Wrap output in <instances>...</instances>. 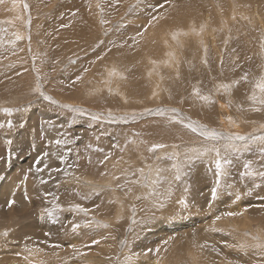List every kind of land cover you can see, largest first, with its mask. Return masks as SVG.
<instances>
[{
	"label": "rangeland",
	"instance_id": "obj_1",
	"mask_svg": "<svg viewBox=\"0 0 264 264\" xmlns=\"http://www.w3.org/2000/svg\"><path fill=\"white\" fill-rule=\"evenodd\" d=\"M163 2L5 0L0 5V110H14L12 117L0 111V123L12 119L14 124H24L23 128L17 126L11 131L6 127L0 129V264H127L124 258L129 249L121 241L127 242L132 252L139 253L131 264H156L157 260L159 264H253L254 250L244 252L238 246L254 243V236L264 241V209L255 206L262 203L258 194L264 195V182L259 177H241L240 173L249 160L254 162L253 169L259 167L261 142L253 143L251 151L230 157L232 163L225 166L217 199L209 209L211 190L216 186L214 153L186 161L184 153L194 157L188 150L197 147L200 139L181 125L169 123L168 117L174 113L157 116L148 115L145 110L175 108L183 116L227 134H264V106L253 105L249 100L255 80L264 72V0H172L175 7L166 4L159 10L166 19L149 26L150 14L156 13L148 5ZM102 19L108 23L102 25ZM170 21L175 22L172 28ZM158 23L169 30L184 31L203 24L205 31L200 36L179 38L177 68L156 57L148 75L145 69L149 60L144 53L150 50L145 48L147 41L143 42L156 35L150 29L157 28ZM145 27L144 36H136ZM17 34L22 39L16 40ZM100 41L103 43L97 48ZM212 41L216 42L214 46ZM236 52L238 56L234 55ZM97 56L103 59L97 60ZM117 56L120 57L116 59ZM108 58L116 59L115 68L123 78L110 79L107 74L105 87L101 65ZM93 60L95 64L91 63ZM84 68L90 70L85 73ZM155 70L159 73L158 81L165 83L161 90L152 82ZM245 73L248 81H241L230 94L215 92L216 85L240 80ZM78 76L82 79L76 80ZM38 83L40 91L35 90ZM117 86L118 90H113ZM194 86L204 94L211 91L217 102L208 106L193 97ZM40 92L55 103L45 101ZM256 95L259 97L260 93L256 91ZM229 99L231 106L221 107ZM61 105L79 107L90 114L98 112L102 119L92 121L88 115L79 116ZM253 107L261 111H252ZM109 112L117 118L127 117V122L109 123ZM228 117L232 123L227 122ZM59 134L70 141L67 164L60 165L55 157H50L48 163L63 168V172L53 173L45 185H40L33 173H28V180L21 183L35 158L48 150L45 145ZM153 144L168 147L150 153L148 148ZM175 145H179V160L158 159L171 155L168 152L176 149ZM160 152L165 155L160 156ZM106 155L109 158L104 160ZM178 161L182 162L181 180L169 185L167 181L175 174L172 164ZM155 164H162V169L167 170L162 173L166 182L155 185L166 197L163 207L157 206L158 197L149 195V172L142 178L137 171H147ZM43 175L47 178V173ZM75 176L82 181L75 180ZM114 176L121 179H113ZM5 180L15 184L16 194L19 193L12 208L7 207V202L14 198L6 197L2 188ZM129 180L139 183L126 184ZM119 184L131 188V193L117 188ZM247 191L253 195L244 196ZM25 192L28 200L24 198ZM43 192L59 197L57 203L63 210L56 212L57 223L50 222L45 212L53 208V197L49 196L46 202ZM237 193L241 200L233 203ZM138 196L141 198L137 199ZM180 199L186 201L187 208L178 203ZM75 205L87 209V213L72 210ZM245 206H249L248 211L242 216L225 217L212 224L216 215L242 211ZM74 223L80 225L75 232ZM5 231L7 237L2 235ZM169 237L175 239L163 245ZM223 242L233 247H226ZM52 244L61 247L52 248ZM200 244L209 247L201 249ZM73 246L87 254L77 255ZM157 246L161 247L158 255H143L146 249L155 250ZM193 254L199 258L195 263Z\"/></svg>",
	"mask_w": 264,
	"mask_h": 264
},
{
	"label": "snow or ice",
	"instance_id": "obj_2",
	"mask_svg": "<svg viewBox=\"0 0 264 264\" xmlns=\"http://www.w3.org/2000/svg\"><path fill=\"white\" fill-rule=\"evenodd\" d=\"M5 0H0V5L4 4ZM118 3V0H113V4ZM141 3V0H137V4ZM171 5L175 7V5L172 3V0H164L163 3H160L159 5H148L152 9V13L156 14H150L151 18L148 21V25L151 26L153 25V22L161 20V19H166V15L161 13L159 10L164 9L165 5ZM27 5H24L25 10H27ZM90 7V6H89ZM100 4L97 3V8H100ZM135 7V5L133 6ZM131 10V9H130ZM72 15H76L75 12L72 13ZM235 19V17H233ZM100 23L106 24L108 21L106 20H101ZM63 27H67V25H63ZM120 27H124V25H121ZM6 31V29H5ZM147 31V28L141 32H138L136 36L143 37L144 33ZM205 31V25H200L199 29L196 28L195 25H192L190 27L189 31H184L183 29H176V30H171L168 33V36L170 37L171 41L176 42L177 44L180 43L179 38L180 37H187L189 35H195V36H200L202 33ZM107 34V33H105ZM22 37L20 35H16V40H20ZM133 41L135 43H139L138 40H136V37H132ZM103 41H100L96 47H100V44H102ZM165 43L167 44L168 41L166 40ZM262 47H264V40H262ZM114 47H124L123 44L116 45L113 44ZM111 49H109L110 51ZM207 51V49H205ZM15 54V53H13ZM171 55V53L169 54ZM97 60L103 59V56H97ZM205 64H207V60L205 59L203 61ZM72 63H75V61H72ZM92 64H95L96 61L93 60L91 61ZM155 63V62H153ZM168 63V62H165ZM223 63V61H221ZM90 69L89 68H84L83 72H88ZM108 77L114 78V77H122V74L118 72V70L113 67L110 70H107ZM82 79V76L76 77V80ZM37 80L39 81V77H37ZM241 81H248V74L245 73L240 80L233 81L232 83H220L216 85L215 92L216 93H229L230 90L235 88ZM75 82V81H74ZM253 92L249 96V100L255 104H259L261 106H264V76H261L259 79H257L253 85ZM36 91H40V85L39 83L37 84V88L35 89ZM256 91L260 93V96L258 97L256 95ZM40 95L43 96V99L45 101H49L50 103H55L54 101L51 100V98L47 95H45L43 92H40ZM155 95V93H154ZM191 95L195 98H197L199 101L203 102L204 104L208 106L214 105L217 101L212 98V92L210 91L209 94H204L202 93L201 89L199 87L194 86L192 89ZM231 99L227 101V104H221V107L225 106H231ZM62 108H67L70 112L75 113L79 116H85L88 115L89 119L92 121H98L102 119V115L100 114H90L86 110L81 109L79 107H72L70 105H61ZM252 111H261V108L253 107L251 109ZM4 113L6 117H12L14 110L12 108L5 107L2 110H0ZM166 112H172L175 115L168 117L169 123L172 124H178L181 125L183 129H186L187 131L191 132L194 134L196 137H198L201 141V143L197 147H193L189 149L188 151L192 152L195 154L194 157L188 156L187 152L184 153L185 160H193L194 159H199L205 155L208 154H213L215 155V177H216V186L212 188V200L209 202V209L212 208V201H215L217 199L218 195V187L221 184V177L224 174V169L225 166L230 165L232 163V160L230 159L231 156H233L236 153H241V152H246V151H251V145L257 141L261 142V147L259 148V167L256 169H253V161L249 160L243 164V171L240 173L241 177H259L262 182H264V134L261 135H239V134H227L222 131H218L215 128H210L206 124H201L198 123L197 121L191 120L188 117L183 116L177 109L171 108V109H156L155 111L151 109H146L145 113L148 115H157V116H164ZM143 115V114H141ZM133 119H136L135 114L132 117ZM107 121L109 123H115L118 121H123L127 122V117H115L112 115L111 112L108 113L107 116ZM229 123H232L231 117L228 118ZM19 127L23 128L24 124L19 123L14 124V121L12 119H7L5 123H0V129H5L7 128L8 131H11L14 127ZM261 128L264 129V125H261ZM78 139V138H77ZM9 144L12 143L11 140L8 141ZM70 143L69 139L65 138L63 134H59V136L53 140H51L48 144L45 145L46 149L44 152L40 153L28 169V172L25 173L23 180L21 183H25L28 180V173H33L35 175V178L37 179L38 183L40 185H45L49 182V180L52 178L53 173H61L63 172V168L61 167H52L48 163V160L50 157H55L60 165H65L67 164L68 157H69V149H67V145ZM129 143H132V141H129ZM113 147H116V145H113ZM168 147L165 144H153L151 147L148 148V151L150 153H155L158 149H164ZM177 150L179 149V145L174 146ZM59 149L60 151H57ZM95 151H103L102 149H94ZM9 155H11L9 153ZM109 158L108 155L104 157V160H107ZM158 159H168V160H179V154L178 152H174L171 155H167L165 157H158ZM100 163H104V161H100ZM68 167H71V164L67 165ZM172 168L175 169V174L172 176V179L167 181L169 185H171L172 181H180L181 180V175H182V168L179 163H173ZM140 175H144V169H138L137 170ZM164 171H167L165 169H161L157 167L155 169V178L151 179L149 183L153 185L151 191L149 192V195L156 196L158 197V207H163L164 206V200L166 197L161 196V194L157 191L155 188V185H163L166 182V178L163 177L162 173ZM44 173H47V178L43 175ZM104 175V173H102ZM132 175H136L135 172L132 173ZM79 177H77V180ZM113 179L119 180L121 179L119 176H114ZM126 184H136L139 183L138 180H129L125 182ZM259 187V185H256ZM228 187H231V185H228ZM117 188H120L121 190L125 191L126 194H130L132 189L131 188H126L124 184H119L117 185ZM187 191V189H185ZM96 195H99V192L95 193ZM15 195V192H13V196ZM42 195L45 197V201L47 202V198L49 196H52V204L53 208L52 209H45V212L47 213V217L49 218L50 222L52 223H57L59 221V216L56 215L57 211H62L63 208L61 205L57 203L59 200L58 196H54L53 193L51 192H43ZM168 195L170 196L171 193L169 192ZM244 196H252L253 193L252 191H247L243 193ZM25 200H28L29 197L27 195V192H25ZM141 197H137V199H140ZM258 199L262 201L258 206L262 209H264V195L258 194ZM241 200V194L237 193L235 195V200L233 203H236L237 201ZM16 203L14 199H9L7 202V207L12 208L13 205ZM178 203L183 207L187 208V203L184 199H180ZM249 206H245L242 211H225L219 215H216L214 219L212 220V224L215 225L217 221H220L221 219L225 217H238L242 216L245 212L248 211ZM72 210L76 212H85L87 213V209H84L80 207L79 205L73 206ZM43 218V217H42ZM135 223V221H133ZM103 227H107V225H102ZM80 227L79 224H72V230L75 232L78 228ZM212 231H217V229L212 228ZM3 236L7 237L8 236V231H5L2 233ZM50 233H45V236H49ZM174 237H169L167 240L163 241V245H168L170 240H174ZM252 240L254 243L248 244L247 242L241 243L238 247L240 250L247 252L249 249L254 250V256L256 259L253 260V264H264V241L261 240L259 236H254L252 237ZM93 244L99 243V241H92ZM122 244H124L126 247L129 249V253L125 256V262L127 264H131V262L134 261V257L138 256L139 253H135L131 251V246L127 244L125 241H121ZM225 243L226 247H233V245ZM52 248H60L61 245L59 244H52L50 245ZM199 247L201 249H205L209 247L207 244H200ZM28 251H32V249H27ZM39 251V249H37ZM73 251L80 256L86 255V252H81L80 249L75 248L73 246ZM164 251H167L165 248ZM213 251L216 253V255H221L220 251L217 249H213ZM161 252V247L157 246L155 250L148 248L143 252V255L147 256L149 253H152L153 255H158ZM55 254V253H54ZM156 264H159V260H157ZM231 264V262H229Z\"/></svg>",
	"mask_w": 264,
	"mask_h": 264
},
{
	"label": "bare ground",
	"instance_id": "obj_3",
	"mask_svg": "<svg viewBox=\"0 0 264 264\" xmlns=\"http://www.w3.org/2000/svg\"><path fill=\"white\" fill-rule=\"evenodd\" d=\"M176 16V15H175ZM189 17V14H188V16H187V18ZM203 18L204 16H200V18ZM185 18V17H184ZM183 19V18H182ZM163 23V22H162ZM157 24V28H155V29H150L151 31H153L154 33H156V35H151V36H148V38H147V40H145V42H143V44H145L146 43V41H147V45L145 46V48H147L148 50H150V52H145L144 53V56L146 57V60H149V67L148 68H146L145 69V72L149 75L151 72H150V70L152 69V68H154V65H153V63L151 62L152 60H154V59H156V57H159V58H161V59H163L164 61H168V62H170V65L171 66H173L174 68H177V63H176V61H175V57H176V55L179 53V50L181 49V41H180V43L179 44H177L176 42H174V41H171V39H170V37L168 36V33L171 31V30H169V27H173V25H175V22L174 21H170V22H168L169 24H170V26L166 29L164 26H163V24ZM218 24V23H217ZM217 27L219 26V25H216ZM233 26V25H232ZM155 27V26H154ZM153 28V27H152ZM197 29L199 28V27H196ZM158 29V30H157ZM236 29V28H235ZM234 29V30H235ZM187 30H188V28H187ZM236 31V30H235ZM251 32V31H250ZM165 35V36H164ZM216 35V34H215ZM168 41V43L166 44L165 43V41ZM180 40V39H179ZM211 44H212V46H214L215 44H216V42H214V41H212L211 42ZM237 46V45H236ZM241 46V45H240ZM234 47V46H233ZM233 47H231V48H233ZM221 48L222 47H219V50L221 51ZM239 48V47H238ZM229 49V46L227 47V50ZM226 50V49H225ZM244 50V49H243ZM230 51V50H229ZM209 52H210V50H209ZM227 52V51H226ZM171 53V55H169ZM246 53V52H245ZM206 53H204L203 54V56L205 55ZM227 55H228V53H226ZM226 55V56H227ZM235 56H238V53L236 52L235 54H234ZM130 56H133V55H130ZM229 56V55H228ZM227 56V57H228ZM248 56V55H247ZM120 56H117V58L116 59H118ZM133 57H135V54H134V56ZM205 57V56H204ZM130 58L131 57H129L128 58V64H129V66L131 65L130 64ZM116 59H111V58H108L107 60H105L104 62H103V64L101 65L102 66V68H103V73H104V76H105V78H103V80H104V83H102V85L103 86H105L106 87V81H105V79H106V76H107V70H110V69H112L113 67H115V66H117L116 65V63H114V61L116 60ZM133 60V59H132ZM137 63V62H136ZM179 64V63H178ZM135 66V65H134ZM133 66V67H134ZM132 67V66H131ZM172 74V73H171ZM176 74V73H175ZM263 74V76H264V72L262 73ZM167 75H170V74H167ZM123 77V76H122ZM158 77V78H157ZM159 80V73L155 70V73H154V76H153V79H152V82L153 83H155V87H156V89L157 88H160L159 90H161V88H162V86H164L165 85V83L164 84H162V80L161 81H158ZM128 81V80H127ZM256 81V80H255ZM119 86V85H118ZM118 86H117V88H115V89H113V90H118ZM96 89H98V87L96 88ZM106 91V90H105ZM107 92V91H106ZM105 92V93H106ZM160 92V91H159ZM156 93H158L157 91H156ZM119 94V93H118ZM235 97V95L233 94V98ZM236 103H238V100H236V102H235V104ZM109 110V109H108ZM96 112V111H95ZM94 112V113H95ZM96 114H98V112L96 113ZM132 115H134V114H132ZM131 115V116H132ZM185 115V114H184ZM138 118V117H137ZM229 118V117H228ZM228 118H227V122H229V120H228ZM191 119V118H190ZM233 121V120H232ZM56 123H59V121H57ZM200 123V122H199ZM48 125V124H47ZM46 125V126H47ZM52 130V129H51ZM225 133H226V131H225ZM38 135V134H37ZM52 134H50V136H51ZM49 136V135H48ZM53 136L54 135H52V138H53ZM55 139V138H54ZM17 144V143H16ZM12 145V144H11ZM37 145V144H36ZM9 146V145H8ZM59 150V149H58ZM60 151V150H59ZM174 152H178L177 151V149H172L170 152H168V153H174ZM159 155L160 156H163V155H165L164 153H159ZM171 161V160H170ZM176 161V160H175ZM145 162V161H144ZM177 163H179V164H182V162H180V161H178ZM145 164V163H144ZM146 165H147V163H146ZM173 165V164H172ZM151 166V165H150ZM157 167H159V168H163V165L162 164H155V165H153L152 167H148L147 168V166H146V168H147V171L145 170V174L144 175H142V178H145L146 176H148L147 175V173L149 172V178H150V180H151V178L152 177H155V169L157 168ZM141 169V168H140ZM17 170V169H16ZM147 172V173H146ZM140 174V173H139ZM141 177V176H140ZM13 178V177H12ZM85 178V177H84ZM110 178V177H109ZM5 179V178H4ZM8 179V178H7ZM75 180H77V178H76V176H75V178H74ZM86 180H88L87 178H85ZM112 178H110V180H111ZM141 179V178H140ZM14 180H16V179H14ZM79 181H82V179H78ZM109 181V180H108ZM13 182V181H12ZM13 183H15V181L13 182ZM5 184V185H4ZM3 185L4 186H2V188H3V190H6V197L7 196H11L12 198H14V200H15V198L17 199V196H18V194H16V191H15V187H13L14 185H12L9 181L7 182V180H5V182L3 183ZM149 188H152V186H151V184L149 183ZM13 192H15V195L13 196ZM116 192V191H115ZM148 196V195H147ZM11 199V198H10ZM19 199V198H18ZM117 199V198H116ZM120 200V199H119ZM118 200V201H119ZM152 200V199H151ZM155 202V199L154 200H152V202ZM153 204H155L156 205V203H153ZM118 211H119V209H118ZM118 213V212H117ZM192 259H193V261H194V263L195 262H197L198 261V256L197 255H195V254H193L192 255Z\"/></svg>",
	"mask_w": 264,
	"mask_h": 264
}]
</instances>
